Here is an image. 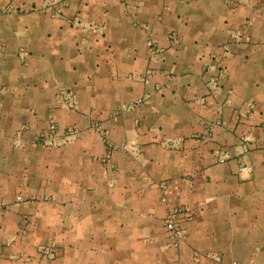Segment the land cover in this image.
<instances>
[{"label":"crops","instance_id":"0c3cea01","mask_svg":"<svg viewBox=\"0 0 264 264\" xmlns=\"http://www.w3.org/2000/svg\"><path fill=\"white\" fill-rule=\"evenodd\" d=\"M234 263L264 264V0H0V264Z\"/></svg>","mask_w":264,"mask_h":264},{"label":"built area","instance_id":"2783aa9c","mask_svg":"<svg viewBox=\"0 0 264 264\" xmlns=\"http://www.w3.org/2000/svg\"><path fill=\"white\" fill-rule=\"evenodd\" d=\"M171 39L174 42L178 41L177 35L172 34ZM148 47L150 50V60H153L156 54L158 53V47L155 45L153 41L148 42ZM154 68L148 67L142 76L136 77L137 79H141L144 83H149L153 74H154ZM134 78V77H133ZM64 102L71 106L76 103L75 96H68V93H65L62 95ZM147 97H143L138 101L139 103H144ZM95 127L100 130L99 125H95ZM79 134L78 131L74 129H69L65 135L61 138L66 141L70 140L71 138L77 137ZM102 137L106 145L108 146V155L104 158V162H109L111 159V152L115 149V145L111 143L109 139V131L103 130L102 131ZM58 140H60V137L58 136V126L57 123L52 121L49 126V130L47 133L41 134L37 139L36 142L41 144L45 147H51L55 146L58 143ZM242 141H246L245 138L242 139ZM218 155V163L220 164H227L230 160H232V155L226 151H220L217 153ZM242 169H247L246 166L242 167ZM194 213L192 211H189L186 207L180 206L175 207L173 209H170L165 218H164V226L168 232L169 238L171 239L172 245L174 247H179L183 240L186 238V229L184 227V222L187 219H191ZM239 264V263H234Z\"/></svg>","mask_w":264,"mask_h":264}]
</instances>
